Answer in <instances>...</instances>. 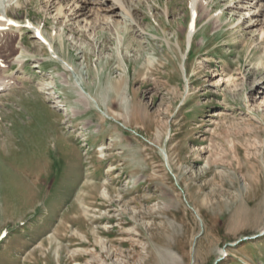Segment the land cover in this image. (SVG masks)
<instances>
[{"label": "rangeland", "instance_id": "obj_1", "mask_svg": "<svg viewBox=\"0 0 264 264\" xmlns=\"http://www.w3.org/2000/svg\"><path fill=\"white\" fill-rule=\"evenodd\" d=\"M26 1L74 73L8 32L0 264H264V41L232 0L199 3L190 46L191 0H129L144 34L92 35Z\"/></svg>", "mask_w": 264, "mask_h": 264}, {"label": "bare ground", "instance_id": "obj_2", "mask_svg": "<svg viewBox=\"0 0 264 264\" xmlns=\"http://www.w3.org/2000/svg\"><path fill=\"white\" fill-rule=\"evenodd\" d=\"M45 5V8L49 7L47 11L50 12L57 20V24L62 28L70 27L71 31L81 32L83 34L95 33V31H108L116 28H124L129 26L134 28L135 33H143L140 26V22L135 19L134 14L131 12V6L129 0H40ZM203 1V2H202ZM205 0H191L192 12L194 19L197 18L198 5L200 2L204 5ZM21 0H0V16L7 18L6 21H0V28L8 29L6 32L0 31V64L3 60L9 57L7 50L10 49V43L13 38L10 39L9 31L13 33H22V29L14 30L10 28L9 21L13 20L19 23L14 15V10L20 8ZM31 0H27L26 3H30ZM229 7L233 11L242 15L244 19L243 25L246 27L244 32L250 36L254 41L263 42L264 41V0H232ZM201 3V4H202ZM241 19V18H240ZM242 20V19H241ZM29 27L34 31V38L40 36L44 41L43 44L48 48L51 56L62 62L65 69L74 73L73 67L61 56L56 53L54 44L44 35V28L47 25L46 22L43 25L34 24L28 19ZM242 26V25H241ZM9 27V28H8ZM91 34V35H92ZM194 35V33H193ZM258 37V38H257ZM192 34L189 33L188 45H191ZM16 39V38H15ZM39 40V39H38ZM5 41V42H4ZM63 42V41H62ZM258 43V44H259ZM21 46H17L21 54L14 58V63L23 65L24 55L30 53L28 47L23 43L21 38ZM9 65L6 66V69ZM10 69V68H8ZM5 71H2L3 73ZM1 75V74H0ZM11 81V79H9ZM81 81V80H80ZM224 79H222V82ZM77 82L80 84L79 79ZM220 82V81H218ZM7 83L0 81V92L4 91V86ZM12 85V84H10ZM218 86V85H217ZM44 87V86H43ZM80 92V91H79ZM82 93V92H80ZM264 94V91L259 92ZM89 95V94H86ZM260 97L257 103L259 107L264 108V99Z\"/></svg>", "mask_w": 264, "mask_h": 264}]
</instances>
